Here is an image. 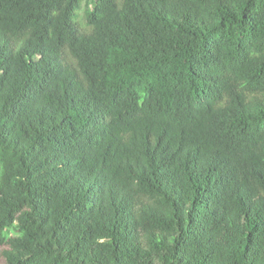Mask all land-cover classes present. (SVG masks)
Listing matches in <instances>:
<instances>
[{
  "label": "trees",
  "instance_id": "trees-1",
  "mask_svg": "<svg viewBox=\"0 0 264 264\" xmlns=\"http://www.w3.org/2000/svg\"><path fill=\"white\" fill-rule=\"evenodd\" d=\"M3 264H264V0H0Z\"/></svg>",
  "mask_w": 264,
  "mask_h": 264
},
{
  "label": "rangeland",
  "instance_id": "rangeland-1",
  "mask_svg": "<svg viewBox=\"0 0 264 264\" xmlns=\"http://www.w3.org/2000/svg\"><path fill=\"white\" fill-rule=\"evenodd\" d=\"M0 264H3V259L1 257V254H0Z\"/></svg>",
  "mask_w": 264,
  "mask_h": 264
}]
</instances>
